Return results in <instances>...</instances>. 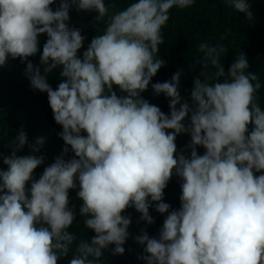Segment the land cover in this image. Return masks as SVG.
I'll return each mask as SVG.
<instances>
[{
    "label": "clouds",
    "instance_id": "clouds-1",
    "mask_svg": "<svg viewBox=\"0 0 264 264\" xmlns=\"http://www.w3.org/2000/svg\"><path fill=\"white\" fill-rule=\"evenodd\" d=\"M53 3L0 0V67L9 58L24 62L35 55L41 34L48 37L40 57L45 74L62 67L63 82L55 90L30 61L26 73L33 89L47 93L66 145L34 180L44 157L17 156L28 143L23 130L11 142L13 151L3 159L7 170H0V264H57L68 254L76 240L68 231L75 218L69 190L77 185L79 214L95 236L76 245L70 264H96L109 245L115 246L113 254H123L130 217L122 212L134 207L152 224V202L156 212L168 215L158 239L143 230L135 237L145 246L139 257L144 264H264V109L256 97L262 85L246 71V55L236 57L226 79H219L222 67L211 84L196 78L191 109L187 103L176 107L179 72L170 82L152 84L156 94L170 98L166 115L141 93L166 63L158 53L169 11L194 0H135L111 15L82 57L77 53L85 37L66 23L70 4L61 0L53 10ZM71 4L95 11L97 20L108 14L105 0ZM229 4L251 17L246 0ZM200 49L213 65L219 63L216 47ZM185 132L191 134L190 156H174L176 136ZM67 146L74 155L66 160ZM197 146L206 150L203 155ZM173 170L183 181L181 206L169 212L162 201Z\"/></svg>",
    "mask_w": 264,
    "mask_h": 264
},
{
    "label": "trees",
    "instance_id": "trees-1",
    "mask_svg": "<svg viewBox=\"0 0 264 264\" xmlns=\"http://www.w3.org/2000/svg\"><path fill=\"white\" fill-rule=\"evenodd\" d=\"M65 2L70 4L69 20L66 22L68 27L79 29L81 35L85 37L83 46L77 53L82 57L91 40L103 33L111 15L125 9L135 0H121L123 6H114L112 0H105L108 14L99 20L96 19L98 14L95 11L79 10L76 5L71 4V0ZM246 2L252 13L251 17L231 7L229 0H194L190 7L183 9L173 7L169 11V20L161 29L163 43L159 46L158 56L166 63L152 77L147 90L141 93L142 98L159 107L166 115L169 114L170 98L163 93L156 94L151 85L157 82H170L172 76L179 72L178 92L181 102L176 107L179 108L181 104L187 103L191 109L193 107L191 91L195 79L200 78L202 82L211 84L217 79L216 74L220 67L224 69L225 75L219 79H226L231 64L242 53L246 55L250 65L246 71L255 73L262 85L257 90L256 97L257 102L264 109V0H246ZM60 3L61 0H54L50 8L55 10ZM47 39L46 34L38 36V52L24 62H21L20 58H9L6 65L0 67V170H7L3 159L11 155L13 151L11 142L19 131L23 130L28 143L16 153L17 156L44 157V162L33 170L34 180L39 179L44 169L52 164L66 147L59 135L62 127L54 121L47 93L33 89L26 73V66L30 61L34 68H40L41 75H46V82L53 90L63 82V78L60 77L61 66L45 74V66L40 64L43 45ZM201 44L217 48L219 61L217 65H213L210 59L206 58L205 53L200 49ZM113 91L118 96L123 95L115 86ZM188 121L189 117H186L184 123L187 124ZM248 127L250 132L252 125ZM81 134L86 135L83 132ZM39 138L44 139L43 145H36V140ZM190 143L189 132L178 134L175 139L177 151L174 156L183 154L188 158L191 151L188 148ZM33 145L38 147L37 152L32 151ZM67 147L69 152L64 156L66 160L74 155L70 146ZM196 150L200 155L206 151L202 146H197ZM260 174L262 173H254L257 176ZM30 183L26 187H30ZM182 183V179L176 176L173 170V175L163 191L162 201L170 205L169 212L179 210L181 206ZM78 191V185L69 190V207L73 209L75 218L68 231L76 236V240L70 246L68 254L61 256L57 264H70V260L75 255L76 245L81 240L90 242L95 236L91 229L85 227V217L79 214L82 201L77 196ZM156 203L152 202L149 207V215L154 221L152 224L141 220V214L134 207L126 208L122 212V215L130 217L128 238L122 245L125 251L123 254H113L115 246L109 245L102 250V256L96 264H144L139 257L145 254L143 251L145 246L139 244L135 237L141 235L143 230L149 238L158 239L160 229L168 215V213L156 212Z\"/></svg>",
    "mask_w": 264,
    "mask_h": 264
}]
</instances>
